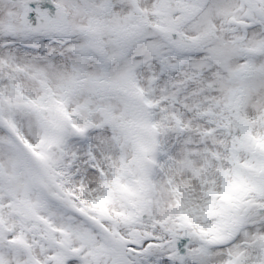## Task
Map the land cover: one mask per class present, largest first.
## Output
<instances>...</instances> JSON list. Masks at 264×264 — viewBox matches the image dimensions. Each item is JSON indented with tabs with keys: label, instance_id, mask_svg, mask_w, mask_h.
<instances>
[{
	"label": "snow or ice",
	"instance_id": "obj_1",
	"mask_svg": "<svg viewBox=\"0 0 264 264\" xmlns=\"http://www.w3.org/2000/svg\"><path fill=\"white\" fill-rule=\"evenodd\" d=\"M0 264H264V0H0Z\"/></svg>",
	"mask_w": 264,
	"mask_h": 264
}]
</instances>
